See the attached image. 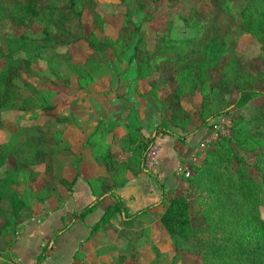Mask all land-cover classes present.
<instances>
[{"label": "trees", "instance_id": "obj_1", "mask_svg": "<svg viewBox=\"0 0 264 264\" xmlns=\"http://www.w3.org/2000/svg\"><path fill=\"white\" fill-rule=\"evenodd\" d=\"M89 1L0 0V20L7 18L15 29L23 31L6 37L7 49L0 42V60L3 62L0 68V128L4 129L7 123L13 124L17 138L14 142L0 143V167L9 160L13 162V167L6 168L4 175L0 176V230L12 228L16 234L20 224L31 218L41 219L40 212L35 210L37 207H26L22 194L28 192L33 195L40 190L53 192L52 186L40 182V175L42 172H53L54 162L62 152L66 154L64 168L75 163L79 165L82 160L80 152L74 153L66 138L67 146L58 147L64 139L58 138L59 132L44 129L38 124L21 125L8 121L1 114L5 111L34 109L30 103L38 94H45L46 97L51 94H56V97L75 95L80 97L83 104L93 93V85L78 93L71 86V78L65 79L63 84L67 91L62 92L60 84L52 79L39 87L37 79L30 76L34 58L41 57L49 62L57 58L64 59L65 56L70 57V54L64 55L63 49L79 43L91 50L85 61L78 64L79 67H88L89 75L100 70V54L105 48L90 41L82 22L83 10ZM163 1L170 10L192 2ZM139 4L142 9L149 5L147 0H139ZM147 14L151 15L149 12ZM177 17L182 25H175L172 21L164 22L155 32L153 48L144 56H139V42L142 41L140 25L127 14L122 34L116 41L120 45L114 44L112 48L124 51L132 46L131 57H135L137 63L144 66L149 76L160 77L150 83L154 88L161 89L170 83L175 85L167 97L170 101L167 108L171 109L172 117H183L182 113H189L183 106L182 98L204 85L210 92L226 90L233 95L232 104L210 111L200 119L193 133L213 127L217 118L229 107L233 108L236 115L233 117L230 137H220L200 153V163L190 166L189 177L183 178L187 183L186 188L169 196L162 191L160 201L165 209L159 216V222L170 235L198 239V243L206 248L205 255L209 264H264V216L259 210L264 198V107L252 118L247 119L241 113V108L250 99L264 95V87L258 86L264 83V58L257 56L251 64H243L232 54L230 45L241 33H246L256 39L264 52V0H207V9H197L194 5L187 14L179 13ZM73 23L76 25H73L74 28ZM34 26L39 27V33L33 34ZM76 28L77 31H74ZM48 50L54 52L53 58L46 53ZM76 97L74 100L78 103ZM60 98H56L53 105L43 107L56 109ZM165 100L164 97V103ZM106 130L111 131L110 127H106ZM154 130L155 134L163 132L174 135L183 143L190 134L181 130L177 132L168 122H160ZM124 135L128 144L122 148H129L130 157L143 161L149 145L155 143L153 136L146 139L130 132ZM135 141L136 145H132ZM108 157L121 164L110 151L102 159ZM22 171L27 172L29 178L21 180ZM74 178L70 179L63 170L57 176L58 186L54 192L62 200L72 190ZM164 188L167 192L176 189ZM191 200L197 206L192 213ZM2 202L9 203L10 209L4 208ZM60 206L57 204L52 210H58ZM93 208L94 205L75 217L84 216ZM25 210L30 215L22 219ZM107 214H118V218L127 227L132 226L131 220L136 218V215L127 214L120 201L112 202L106 209ZM104 218L102 224L106 222ZM68 229V226H64L57 234ZM49 241L46 240L45 252ZM156 248L154 245L151 253L159 257ZM125 256L126 253H121L118 263L104 261L102 264H129L130 261H124ZM6 261L10 262L8 258Z\"/></svg>", "mask_w": 264, "mask_h": 264}, {"label": "rangeland", "instance_id": "obj_2", "mask_svg": "<svg viewBox=\"0 0 264 264\" xmlns=\"http://www.w3.org/2000/svg\"><path fill=\"white\" fill-rule=\"evenodd\" d=\"M147 1L149 5L143 9L139 7V0H90L88 2L86 9L83 10L82 17L85 33L93 44L105 48V51H101L100 54L102 63L99 65V71L89 75L88 67H79L78 64L83 63L91 52V50L86 49L85 44L81 43L63 49L64 55L69 53L70 57L57 58L53 62L36 57L32 61L33 71L30 76L37 79L39 87L43 86L48 79H52L55 83L60 84L62 92H66L63 83L65 79L70 78L72 79L71 86L78 93L88 88L89 85H93L95 88L93 93L86 98L87 100L83 104L79 100L80 97L75 95H58L56 97V94H51L46 97L45 94H38L30 103L31 106H34V109L5 111L1 114L2 118L21 125L38 124L44 129L57 131L60 133L58 138H64L58 147H63L67 146L66 128L72 126L69 123V117H73L74 121L78 123L85 120L83 117H133L134 121L131 123L135 126H141L132 131L129 129V132H136L137 135L147 139V129L154 130L160 122H168L177 132L180 130L183 133L194 132L200 119L208 115L210 111L232 104L233 95L227 93L228 91L216 90L210 92V89L204 85L202 88L194 90L189 96L182 98L184 101L183 106L188 109L189 113H182L183 117H172L171 109L167 108L170 102L167 97H169L175 85L170 83V85L162 86L161 89L154 88L150 83L153 79L159 80L160 77L149 76L144 70V66L139 65L135 57H131L133 53L132 46L124 51L119 48H112L114 44L116 46L120 45L116 41L122 34L124 17L127 14L131 16L132 21L140 25L142 41L139 42L141 50L138 54L144 56L148 50L153 48L155 32L164 22L172 21L175 25L181 26L182 23L177 17L179 13L187 14L194 5L197 9H207V0H192V2L184 3L172 10L165 6L163 0ZM148 12L151 14L150 16H147ZM73 25L74 23L72 27ZM74 26L76 27V25ZM32 30L33 34L40 31L38 26H34ZM74 31H77V28ZM20 32L23 31L19 28L15 29L9 19L0 20V42L5 48L7 47L6 37L15 36ZM230 45L232 54L243 64H251L257 56L264 58V52L260 49V44L254 37L246 33H241L237 40L230 42ZM46 53L53 58L54 52L52 50H48ZM22 57L25 56L22 55ZM2 66L3 62L0 60V68ZM77 76L79 79H77ZM258 86L264 87V83H260ZM75 97L79 101L78 103L75 102ZM164 97L166 99L165 103L163 102ZM56 98H60L57 100L56 109L51 110L43 107L56 103ZM261 107H264V95L250 99L245 107L241 108V113L247 119L252 118ZM230 108L221 117L217 118L218 121L213 127L199 130L202 134L203 131L206 132L196 145L187 147L181 141L177 144V147L181 149L183 163L177 169L176 189L168 192L170 195L186 188L187 183L183 178L189 177L192 164L201 162L200 153L202 151L211 147L220 137H230L233 117L236 115L233 108ZM121 120L123 121V118ZM14 128V125L10 123H7L4 129L0 128V143L14 142L17 139ZM197 133L200 132L197 131ZM131 144L136 145V141ZM65 155L62 152L54 162L55 169L53 172L50 174L42 172L40 175V182L52 186V193H45L44 190H40L33 195L28 192L22 194L26 207H37L35 210L40 212L41 216L47 214L57 204L61 205L65 201L54 192V189L58 186L57 176L61 170L66 174L68 173L66 172L68 171L67 166L63 167L66 161ZM245 155L248 156V153H245ZM131 162L129 156L128 163ZM10 167H13L11 160L0 167V176H3L6 168ZM142 167L144 168V166ZM36 169H40V167ZM146 171L140 170L139 174L148 175L152 172V170ZM27 178H29L27 172L22 171L20 179L26 180ZM1 205L6 209H10L7 202H2ZM191 206L192 213L197 207L193 200H191ZM259 210L261 215L264 216V198ZM127 214L129 215L128 212ZM29 215L30 212L27 210L23 212L21 218L26 219ZM104 217L106 222L103 227L89 240L90 248L95 246L94 242L99 243L101 248L98 251H91L89 258L84 259L83 254H86L85 251L88 247L85 246L84 253L79 252V255H75L74 261L73 258H70L72 260L69 264H102L104 261L118 263L120 262L118 256L121 253H126L124 261H130L129 264H209L205 255L206 248L198 243V239H185L168 234L157 218L149 216L140 219L142 216L139 215L131 220V224L137 225L140 219V226L134 228V230H128L127 225L118 218V214L112 216L107 214ZM110 220H113V222H110ZM114 222L116 228L113 227ZM1 225L2 222H0ZM14 238L15 233L12 228L0 230V251L3 252L6 248L9 249L10 241ZM138 244L141 245L138 246ZM154 245L157 246L156 249L160 253L159 257L151 253V248ZM55 250L53 249V252Z\"/></svg>", "mask_w": 264, "mask_h": 264}, {"label": "crops", "instance_id": "obj_3", "mask_svg": "<svg viewBox=\"0 0 264 264\" xmlns=\"http://www.w3.org/2000/svg\"><path fill=\"white\" fill-rule=\"evenodd\" d=\"M69 118L72 126H66L70 128H66L68 143L74 153L80 152L82 158L79 165L75 163L67 166V176L70 179L75 177L72 190L67 193L58 210L51 209L41 219L31 218L18 226L9 249L0 251V255L10 262L0 260V264H69L72 260L70 258L74 261L75 255L84 253L85 246L88 247L83 258L88 259L91 251L101 248L97 242L90 248L89 240L103 227L101 220L112 202L120 201L129 216L159 219L165 209L160 201L162 191L169 196L163 187L175 188L176 171L183 163L181 149L177 147L180 141L176 136L163 132L155 134V130L147 129V136H153L159 152L152 172L141 175L140 170L146 171L142 161L132 156V162L128 163L129 148H122L128 144L124 134L129 129L132 131L141 126L131 123L133 117H83L85 120L82 123L74 121L73 117ZM106 127H110L111 131H107ZM94 128L96 130L91 134ZM198 132L191 131L184 146L196 145L206 131L203 134ZM131 134L137 135L136 132ZM107 151L113 153L116 161L121 164H117L111 157L103 160ZM93 205L94 208L84 216L75 217ZM140 219L137 225L132 224L127 229L134 230L140 226ZM64 226L69 229L57 234ZM46 240L50 241L45 252ZM53 249H56L55 254Z\"/></svg>", "mask_w": 264, "mask_h": 264}, {"label": "built area", "instance_id": "obj_4", "mask_svg": "<svg viewBox=\"0 0 264 264\" xmlns=\"http://www.w3.org/2000/svg\"><path fill=\"white\" fill-rule=\"evenodd\" d=\"M158 152L159 146L155 143H151L146 150L145 157L143 159L142 166H144V169L151 170L154 167Z\"/></svg>", "mask_w": 264, "mask_h": 264}, {"label": "water", "instance_id": "obj_5", "mask_svg": "<svg viewBox=\"0 0 264 264\" xmlns=\"http://www.w3.org/2000/svg\"><path fill=\"white\" fill-rule=\"evenodd\" d=\"M0 260L1 261H6V259L2 255H0Z\"/></svg>", "mask_w": 264, "mask_h": 264}]
</instances>
